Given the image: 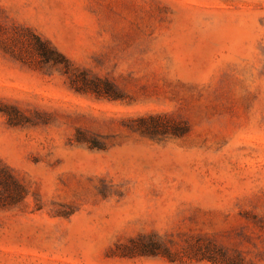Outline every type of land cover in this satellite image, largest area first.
<instances>
[{
	"label": "rangeland",
	"instance_id": "1",
	"mask_svg": "<svg viewBox=\"0 0 264 264\" xmlns=\"http://www.w3.org/2000/svg\"><path fill=\"white\" fill-rule=\"evenodd\" d=\"M3 167L0 264H264V0H0Z\"/></svg>",
	"mask_w": 264,
	"mask_h": 264
},
{
	"label": "trees",
	"instance_id": "2",
	"mask_svg": "<svg viewBox=\"0 0 264 264\" xmlns=\"http://www.w3.org/2000/svg\"><path fill=\"white\" fill-rule=\"evenodd\" d=\"M34 37V43H33V49L36 51L37 55L41 58L40 60L44 63L53 61L55 63L63 62L66 65H69L68 60L58 51H56L46 40L40 39L38 36H33ZM3 174L0 175V183L2 185H5L6 181L13 182V185L20 191L21 186L19 183L16 182L12 174L3 167L2 170ZM155 251V248H154ZM202 258H205L207 260L215 262V259L213 256L203 255Z\"/></svg>",
	"mask_w": 264,
	"mask_h": 264
}]
</instances>
